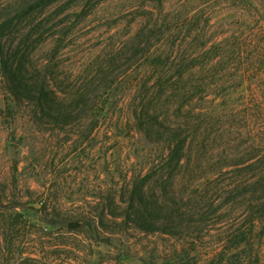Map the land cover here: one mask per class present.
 Returning <instances> with one entry per match:
<instances>
[{"label": "trees", "instance_id": "obj_1", "mask_svg": "<svg viewBox=\"0 0 264 264\" xmlns=\"http://www.w3.org/2000/svg\"><path fill=\"white\" fill-rule=\"evenodd\" d=\"M62 1L0 0V65L26 138L75 137L140 169L92 212L66 214L46 191L0 197V264H119L127 252L98 262L92 242L131 235L157 239L148 264H260L264 0H125L74 63L64 50L108 0Z\"/></svg>", "mask_w": 264, "mask_h": 264}, {"label": "rangeland", "instance_id": "obj_2", "mask_svg": "<svg viewBox=\"0 0 264 264\" xmlns=\"http://www.w3.org/2000/svg\"><path fill=\"white\" fill-rule=\"evenodd\" d=\"M63 1L66 3L71 0ZM130 4L125 0H108L99 5L100 11L86 18L80 25H83V28L73 33L76 40L64 50L65 54L62 56L64 62H77L74 53H79L78 57L83 55L92 48L91 44L93 49L97 48L95 39L101 37L106 27L100 17L112 15ZM8 45L7 41L4 46ZM39 46L32 54L35 62L43 58V51L47 48ZM73 49L74 51H71ZM9 83L8 74L0 65V197L3 205L10 199L11 194L25 201L28 199L29 191L31 193L46 191L66 214L92 212L96 210V204L101 203L107 189L119 187L129 173L140 169V164L135 166V158H128L124 152L117 153L116 160L112 162L109 161L110 152L100 150V144L96 143L92 147L86 140L74 143L75 137H71L65 144L58 143L49 149L43 147L40 138L33 141L27 139L29 124L26 123L23 109L15 110L13 106L14 102L9 95ZM126 157L128 162L123 163L122 160ZM137 161H140V158H137ZM156 240L150 235H131L128 240L123 239L121 243L115 241L113 249L92 242V253L98 262L103 263L114 259L120 250L124 251V254L127 252L130 257L122 258L119 264H148L149 258L145 251L148 253L149 248H152V242ZM158 241L166 250H172L175 246L173 239ZM202 242L196 256L199 261L204 258L205 253L206 241ZM260 251L262 255L260 264H264V238Z\"/></svg>", "mask_w": 264, "mask_h": 264}, {"label": "water", "instance_id": "obj_3", "mask_svg": "<svg viewBox=\"0 0 264 264\" xmlns=\"http://www.w3.org/2000/svg\"><path fill=\"white\" fill-rule=\"evenodd\" d=\"M77 225L75 223H68L67 228L72 229L75 228Z\"/></svg>", "mask_w": 264, "mask_h": 264}]
</instances>
